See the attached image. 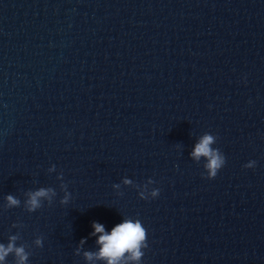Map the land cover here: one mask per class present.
<instances>
[{"label":"water","instance_id":"1","mask_svg":"<svg viewBox=\"0 0 264 264\" xmlns=\"http://www.w3.org/2000/svg\"><path fill=\"white\" fill-rule=\"evenodd\" d=\"M206 132L226 156L211 180L189 156ZM41 186L56 195L27 211ZM124 215L142 264H264V0H0V242L87 264L91 222Z\"/></svg>","mask_w":264,"mask_h":264},{"label":"clouds","instance_id":"2","mask_svg":"<svg viewBox=\"0 0 264 264\" xmlns=\"http://www.w3.org/2000/svg\"><path fill=\"white\" fill-rule=\"evenodd\" d=\"M216 141V136L206 132L196 141L191 152H189V156L197 162L200 161L201 157L205 158L201 176L209 180L214 179L226 164L224 152L219 147L214 146ZM256 165V160L249 159L242 167L253 169ZM55 167L56 165L52 164L48 171H54ZM63 175V172L57 175L63 191L59 204L67 205L72 199V194L68 190V185L64 181ZM121 183L131 185L133 180L128 176H124L120 182L111 185L112 189H119ZM154 184H156V181L149 177L144 184L138 185V197L142 200L156 199L161 189L153 186ZM55 195L56 191L53 188L41 186L28 192L24 204L27 211L35 212L42 206L44 200L50 201L51 197ZM4 200L7 207L18 206L21 203L12 194H6ZM91 229L88 236L95 238L96 249L91 251L83 248L88 237H82L74 249L76 254L83 255L87 264H142L144 250L148 248V241L147 229L141 219L124 215L118 223L107 229L105 224L94 220L91 222ZM16 240L17 237L15 235H10L7 243L0 242V264H5L9 254H14L16 258L15 264H28V253L22 245L18 246L15 243ZM43 241V237H37L34 243L38 248H42Z\"/></svg>","mask_w":264,"mask_h":264}]
</instances>
